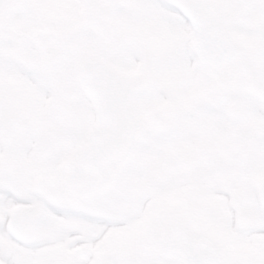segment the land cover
<instances>
[{"label": "flooded vegetation", "instance_id": "obj_1", "mask_svg": "<svg viewBox=\"0 0 264 264\" xmlns=\"http://www.w3.org/2000/svg\"><path fill=\"white\" fill-rule=\"evenodd\" d=\"M109 11L106 0H25L12 12L9 27L0 37V156H5L4 145L11 143L10 139L15 138L22 125H29V130L34 128L37 131V123L42 124L41 116H45L43 110L48 109L52 114L63 111L60 119L67 116L74 95L67 78L72 75L70 82L75 86L77 60L91 52L90 43H101L104 47L103 44L108 42V32L112 30ZM75 32L81 33L77 37L80 43L69 39L70 35L74 38ZM17 36L20 38L16 39ZM253 43L260 42L256 40L250 45ZM120 44L123 43L113 45ZM156 50L148 49L152 55L146 63L149 75L159 74L167 67V62L160 58L152 59ZM245 51L241 53L242 59ZM165 54L174 70L181 68L191 72L197 68L204 97L198 95L195 102L189 104L196 110L195 119L190 117L194 125H187L178 133L180 121L176 119L174 126L154 131L156 137L162 138L160 152L163 157L156 159L153 153L150 154L154 170L162 174L158 181L164 179L165 184L170 185L168 174L172 171L178 174L191 172L198 188L230 192L237 205L245 206L246 203L251 206L253 197L250 192L259 190L264 181V101L243 89L234 88L232 82L224 88L230 77L231 63L221 69L203 66L201 62L197 66L192 64L191 58L195 54L188 41L180 39L173 43V48L165 50ZM59 73L66 83L57 80ZM220 77L221 84L218 82ZM180 83L181 80L174 81L171 86L177 87ZM230 99L243 101L238 117L228 110ZM32 115L37 119H31ZM152 142L159 148V141ZM157 187L155 184L154 188ZM160 192L163 201L156 204L153 199L149 218L155 220L161 229L179 214L171 212L170 203L165 201L168 199L166 188ZM121 211L128 212L126 209ZM119 218L123 219L122 216ZM128 218L125 215V219ZM48 219L51 221L44 223ZM187 223L202 237L232 236L229 232H218L226 226L217 221L188 219ZM72 230L75 232L68 241L70 245L50 242L55 237H66ZM18 231L15 235L24 244L38 245L34 250L24 249L0 238V248L15 252L18 264H183L171 257H161L158 235L146 232L144 227L141 232L133 231L125 257L120 238L110 239L109 248L93 243V230L80 225L75 216H42L34 234L27 225H20ZM79 248L85 256L76 253ZM227 264H233L230 256Z\"/></svg>", "mask_w": 264, "mask_h": 264}, {"label": "rangeland", "instance_id": "obj_2", "mask_svg": "<svg viewBox=\"0 0 264 264\" xmlns=\"http://www.w3.org/2000/svg\"><path fill=\"white\" fill-rule=\"evenodd\" d=\"M135 1L136 0H130L129 6H120V13L122 14L120 18L122 20H128L130 18V16L126 14L128 7H130L131 11L134 9L137 10L138 19H136V23L133 24V31H131V21L126 23V29L124 25L119 22V19L117 20V26L119 24L122 29H126L128 32L124 33L122 29L116 30L117 28H115L114 34H110L109 37H107L108 42L103 44L104 47L101 43H90L89 47L91 51L101 54L104 58L113 60L126 70L136 68L140 63V59L135 61V54L132 52V48L129 47L127 39L129 41L131 39L130 42L134 44L137 41L148 42L151 34L148 30L149 21L151 17L153 18L155 11L159 10L157 0H143L145 2L144 6L141 5L140 7L136 5ZM73 35L74 38L70 35L69 39L73 42L75 39L76 43H80L77 41V37L81 36V33L75 32ZM238 37L241 43L250 42L249 38H244L242 36ZM19 38V36L16 37V39ZM117 38L124 41L121 43L127 44L113 45ZM83 43H86V41H83ZM162 55L163 50L159 47L154 53L155 57L153 56L152 59L156 61V57L161 58ZM151 56L152 55H150L149 58H151ZM146 66H148L146 63L143 64V67ZM58 76L57 80H61L62 75L59 73ZM71 77L72 75L67 78L66 82L70 83L69 87L74 94L73 105L69 107L67 116L64 115L63 119H60L63 111L59 114H51L50 112V115H46L45 112H42L45 116H41L43 118L42 124L37 123L39 126L37 131L34 128L29 130V125H22L20 132L15 134V138L10 139L11 143L4 145L6 154L5 156H0V188L10 190L18 200L34 203L41 199V195L33 191L32 184L30 185L31 181L29 184H24V186L17 183L16 178L22 169V172L24 171L26 174L31 173L32 179L46 175L63 178L64 161L67 157L75 153L77 147L85 143L88 131L96 124L93 103L88 99L77 83H75L76 87L71 84ZM61 82L66 83L65 80H61ZM156 97L158 96L151 90V82L142 91L137 93L134 99V105L141 116H145L150 107L156 103ZM171 99H173L171 102L178 105L181 110L179 117L180 127L177 129L178 133H181L182 129L187 125H194L193 120L190 118L192 114L189 113L193 107L189 106V104L186 105L187 102L191 101V94L186 92H184L183 95L182 93H177V95ZM56 116L59 118H56ZM30 118L35 120L37 116L32 115ZM54 122L56 123L51 125V123ZM24 138L26 141L29 139V141L26 142L27 144L23 141ZM152 141L156 143L159 141V148H157L156 144L152 145ZM62 142H68L70 148H60ZM161 144L162 138L160 136L156 137L155 133L151 130H147L136 148L133 158L124 169L115 186L101 195L87 197L84 202L78 203V205L83 208H89L90 211H86L91 215L106 216V218L108 217L110 219L118 218L120 224L125 228L127 225V222L125 223V215H131L137 205L139 206L138 212H140L142 218L150 213V203L148 204L146 201L150 190H154L158 194L157 197L154 198V203L157 204L162 203L163 198L160 195V191L166 188L169 194L166 195L168 199L165 201L170 203L171 212L173 213L181 214L187 219H194V221L201 216L208 215V212L210 213L209 215L212 216L227 215L224 212L215 211L220 200L219 198H216L210 192L199 190L188 184L189 181L193 180L191 178V172L184 171L181 173L182 176H179L181 174L172 171L168 174L171 179L170 185H168V182L165 184L164 179L160 182L158 181L162 174L154 170L153 166L155 165L152 164V157L150 154L153 153L156 159L157 157L160 158V156L163 157L160 152ZM155 184H158L156 189H154ZM64 202L65 203H60L59 205L64 206L72 203L70 198L65 199ZM124 209L128 212L121 211ZM44 215L53 216V214L48 211ZM120 216H122L123 219L119 218ZM50 221V219L44 220V223ZM135 224L138 225L140 223L135 220ZM195 225H198V223H195ZM123 232H125V230H123ZM121 238H123L121 250L122 253L124 252L125 254L129 251L130 246L125 236H121ZM256 241L264 243V240H252L249 238H230L221 242L226 246L227 251H229L234 260L242 258L246 250L250 251L253 259L264 258V245L262 247L260 246L261 249L259 250L254 246Z\"/></svg>", "mask_w": 264, "mask_h": 264}, {"label": "water", "instance_id": "obj_3", "mask_svg": "<svg viewBox=\"0 0 264 264\" xmlns=\"http://www.w3.org/2000/svg\"><path fill=\"white\" fill-rule=\"evenodd\" d=\"M22 1L0 0V33L6 26L10 11ZM263 62L264 58L259 62L251 58L236 68V73L245 75L247 72L261 71L263 78L258 80V77L248 76L246 79L239 75L235 83L257 91L264 97ZM77 78L95 104L98 121L97 127L89 133L87 145L66 164L67 192L74 197L83 198L90 193L107 189L130 158L144 127L132 108L131 100L135 90L144 85V80L140 76L121 73L94 57L85 58L80 63ZM161 123L163 121L159 124ZM35 188L50 199H57L63 193L60 183L51 178H39ZM261 199L264 204V190ZM21 210L30 213L26 206L20 205L14 207L11 216L14 217V212ZM250 220L252 218L248 214L239 216V222L243 226H247ZM162 241L168 245L163 249L164 254L180 257L187 264L224 262L220 250L190 234L183 226L172 227L170 232L163 233Z\"/></svg>", "mask_w": 264, "mask_h": 264}, {"label": "snow or ice", "instance_id": "obj_4", "mask_svg": "<svg viewBox=\"0 0 264 264\" xmlns=\"http://www.w3.org/2000/svg\"><path fill=\"white\" fill-rule=\"evenodd\" d=\"M158 7L168 12H177L179 16L178 10L164 0H158ZM206 11L210 27L203 31L211 34L205 35L204 38L221 52V58L231 59L235 54L231 34L258 40L260 46L252 53L251 58L256 62L264 58V0H215L206 6ZM175 23L187 25L183 17L177 19ZM193 28L198 32L202 31L196 25H193ZM16 203L20 201L15 200L10 192L0 191V236L7 235L12 244L34 250L38 245L24 244L15 235L21 221L19 217L10 219L8 209ZM15 255L13 251L0 248V261H3V264H18Z\"/></svg>", "mask_w": 264, "mask_h": 264}, {"label": "bare ground", "instance_id": "obj_5", "mask_svg": "<svg viewBox=\"0 0 264 264\" xmlns=\"http://www.w3.org/2000/svg\"><path fill=\"white\" fill-rule=\"evenodd\" d=\"M20 181L23 182L24 184H28L27 182L29 181V178L22 177ZM0 191L10 192L12 194V197L18 201V199L15 197V195L10 190L0 188ZM223 198L225 201L226 197L224 196ZM74 209H78V208L74 205L62 206L59 204L47 203V211L49 213H52L53 215H56V216H64V217L71 216L70 214L74 215L75 220L80 225L85 226V227L87 226L91 230H93V237H92L93 243L96 242L100 246L108 247L109 246V240L107 237H108L109 233L114 231V229L116 227L118 228L119 225H117L115 223H111L109 221H97V219H92L91 217L83 214L81 211L74 210ZM67 210H69V211H67ZM8 213H9V211H8ZM74 232L75 231L72 230L70 233L67 234L66 237H63V236L57 237V238L55 237L50 242L56 243V244L61 245V246L70 245V244H68V241H69V239H71L73 237ZM0 238H5L6 240H8L7 237H5V236H0ZM0 262L3 264V261H0ZM115 262H116V260H115Z\"/></svg>", "mask_w": 264, "mask_h": 264}]
</instances>
